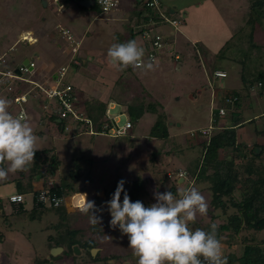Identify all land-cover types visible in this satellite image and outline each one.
<instances>
[{
	"label": "rangeland",
	"instance_id": "1",
	"mask_svg": "<svg viewBox=\"0 0 264 264\" xmlns=\"http://www.w3.org/2000/svg\"><path fill=\"white\" fill-rule=\"evenodd\" d=\"M44 1L0 0L1 56L10 60L12 66L20 65L25 59L35 62L37 70L34 71L33 80L43 85L57 75L61 68H65L66 80L77 90L79 106L83 108L86 101H109L110 116L120 118L116 115L124 113L120 118L122 125L130 119L127 117L128 106L143 103L145 106L157 105L156 111L145 114L126 138H92V135H82L72 139L68 133L61 134L56 127L48 123L47 126L44 124L39 130L36 129L34 120L39 121L41 113L45 111L39 107H43L42 102L32 101V106H37L34 107L35 111L40 113L32 115L33 121L30 122L34 133L40 137L38 148L53 149L61 161L56 178L49 176V187L61 182L63 178L70 181L69 173L81 165V178L76 187L86 193L68 198L67 211L74 213L72 215L78 220L82 218L77 226L84 230L86 238L100 243L98 253H101L102 258L111 255L127 257L128 260L125 259L121 264H137L138 259L129 248L128 237L122 235L119 229L113 230L110 227L111 216L105 204L101 206L105 207L103 222L98 226H107V229L101 235L95 233L88 216L79 212L78 205L85 197L89 201H95L96 197L104 199L106 190H111L121 178L134 181L140 177L144 180L148 192L145 201L148 206L156 202V190L163 193L169 191L173 185L194 186L204 195L208 203V213L206 216L198 215L189 227L194 230L206 228L213 223L217 226L227 223L222 210H216L217 217L209 212L212 192L208 190L207 183H199L191 176H186L185 181L180 182L178 171L194 170L203 154V141L219 133L221 129L218 127L234 123L233 111L227 109L229 106L223 103L222 98H218L212 105L206 102L209 101L211 92L215 94L217 91L220 96L225 93L241 95L239 117L244 118L243 121H256L238 129V142L248 146L261 143L264 146V90L257 84V76L264 72V25L254 29L253 25L248 23L253 0H180L181 4L178 2L177 5L168 0L171 14L174 9H180L179 6L189 5L184 19L183 37L186 38L187 31L192 39L189 47L197 48L200 57L190 54L184 44L178 51H182L184 57L175 52V55L180 56V61L173 59L172 62L177 65L192 63L198 72H202L200 76H196L197 84L200 77L201 87H211L206 96L208 100L206 99L200 109L189 102V93H186L194 88L193 83H190L192 87H185L183 83L172 84L171 77H159V71L162 74L164 72V76L169 74L166 69L172 64L170 58L167 65L164 63L163 69L156 66L154 71L147 72L131 67L118 71L109 65V47L114 43L127 42L132 31L138 28L137 16L141 0H122L118 11L105 15L96 4L86 8L80 2L68 3V9L59 11V6L45 7ZM63 27L68 28L80 42L78 52L73 48L75 46L65 39L62 34ZM178 35L172 38L178 40ZM136 41L142 47L146 43L140 36ZM175 46L172 44L168 49L171 52L177 51ZM74 54L77 58L81 57L83 65L79 71L72 67ZM207 54L211 55L209 61ZM164 56L166 55L162 57ZM161 61L162 58L159 62ZM213 70L224 71L228 77L215 78L211 74ZM189 79L187 77L188 81ZM251 83L255 85L250 89L248 87ZM222 106L226 108L227 116L222 118V124L219 122L217 125L213 117H217L215 114ZM16 108L19 109L17 106ZM11 109H14L13 106ZM161 117L165 119L170 138L153 141L150 138L151 130ZM209 128H212L211 134L203 135V130ZM257 129L261 130L262 139L258 137ZM256 152L259 153L260 149ZM153 154L158 155L155 162L152 159ZM261 162L259 160L258 165H261ZM21 173L10 174L0 187V200L2 199L4 207L9 209L4 215L0 212V264H40L45 260L50 264H94L90 263L85 255L81 257V254L76 260H51L53 249L48 246V238L56 235L52 226L59 223V216L55 212L44 214L41 221L33 220L31 215L27 214L11 215L9 198L17 193L16 184L12 180ZM166 174L169 180L163 187L161 181ZM43 187V184L35 183V189ZM27 195L26 200H31L32 195ZM251 233L254 232L242 231L239 236H235L232 232H224L221 236L224 255L232 253L240 257L244 250L243 238L249 237ZM254 235L258 241L264 240V231ZM232 236L235 237V243H227ZM62 254L63 252H60L55 257L58 258ZM113 263L110 260L109 264ZM97 264L106 262L101 260Z\"/></svg>",
	"mask_w": 264,
	"mask_h": 264
},
{
	"label": "trees",
	"instance_id": "2",
	"mask_svg": "<svg viewBox=\"0 0 264 264\" xmlns=\"http://www.w3.org/2000/svg\"><path fill=\"white\" fill-rule=\"evenodd\" d=\"M82 3V2H80ZM158 3V4H156ZM251 12L248 23L253 25L254 29L263 27L264 25V0H253L251 3ZM187 6V7H186ZM189 5H184L183 9H177L176 12L183 14L181 19L177 14L170 13V4L168 0H141L140 7L138 10L137 25L138 28L132 31L130 40H136L138 36H141L142 32L146 29L143 26L148 27V31H151L159 27L161 21V15L170 19L171 21L178 20L182 23L179 26H173L169 24V30L174 32L173 35L180 33L181 28H184L185 14ZM179 18V19H178ZM158 23V24H157ZM141 27V29H139ZM253 34V33H252ZM175 37V36H173ZM129 41V40H128ZM170 41V40H167ZM254 48H260V46H253ZM174 57L171 56V59ZM78 64H73L72 67L77 71L82 67L81 57L77 58ZM81 66V67H80ZM130 68V67H129ZM217 70H213L211 73L215 78H227L216 75ZM244 75V74H243ZM57 76L55 75L54 78ZM244 77V76H243ZM257 84L262 86L264 90V72L259 73L257 76ZM255 84L251 83L248 88H253ZM73 86V85H72ZM28 89L29 86H26ZM73 97L78 103V109H83L86 117L90 123L86 121H69L68 119H62L57 111L49 113L48 111L42 112L39 121H35L37 125L36 129H40L44 124H51L56 127L61 134L68 133L66 131L67 126H71L72 129L68 133V136L72 139L82 135H89L90 127L95 128L98 131L103 130L106 124H109V128L113 125L112 121L107 119L108 102H101L93 100V102H85L84 107L79 106V100L76 93V88L73 86ZM223 103L228 105L227 109L232 112V120L234 123L227 124L226 127H218L221 131L215 134L212 138L203 141L202 157L198 160L196 167L187 170L189 175L195 181L199 183H207L208 190L212 192L211 197V208L209 212L214 216L217 209L222 210L223 215L226 217L227 223L222 226H218L217 235L221 240V236L224 232H232L235 236H239L242 231H250L254 233H260L264 231V146L260 145L248 146L238 142V129L251 124L256 121H243L244 118L239 117L240 113V101L241 95L238 93H226L222 97ZM14 109L10 111L16 115L19 110L13 105ZM43 110V107H41ZM157 108L156 104H139L138 106H128L127 113L131 119V123L134 125L138 123L147 113L155 112ZM226 115L221 116L220 112L216 113L217 117H213L214 123L219 124V120L222 117L227 116V110L222 106ZM32 112L35 113V108H31ZM219 110V111H220ZM235 110V111H234ZM30 112V110H29ZM31 116V115H30ZM162 118V119H161ZM157 120L153 129L151 130L150 138L155 140H168L170 138V132L165 119L161 117ZM33 121L31 117L30 122ZM90 125V126H89ZM37 130V131H38ZM261 130L257 129L256 133L258 137L262 139ZM259 132V133H258ZM264 132V131H263ZM262 132V133H263ZM37 133V132H36ZM41 135V132L39 133ZM95 136H92L94 138ZM260 149L257 153L256 150ZM226 155V156H225ZM158 157L157 154H153V161L155 162ZM223 157V158H222ZM262 161L261 165L258 162ZM61 166V161L57 158L53 149L39 150L36 153L35 160L32 163L30 169L27 172H22L18 177L12 181L16 184L17 195L26 196L27 194L32 195V209L26 210L27 203L24 201L20 204H11L12 213L11 215H31V219L41 221L44 214L49 212H55L59 216V223L52 226L55 230L56 235L48 238V246L50 249L62 248L63 254L56 258L51 256V260H76L78 255L86 259L90 263L97 264L101 260L109 264L112 260L113 264H121L127 257H119L116 255L105 256L102 258L101 253H98L96 257L92 256V250L99 249L100 243L92 238L88 239L84 236V230L79 226L81 222L80 218H76L74 213H68L66 200L75 195L86 193L85 190H80L76 187V183L79 182L81 175V165L76 166L72 170L68 177L69 179L63 178L61 182L55 183L52 187H49V176L56 178L57 172ZM88 174V179H90ZM126 181L124 187L133 202L139 200L148 207L145 197L148 195L147 187L144 180L138 177L134 181ZM119 179L118 181H120ZM169 176L166 174L162 178V186L165 187ZM118 181L114 184L111 190H106L104 199L99 197L95 198V204L97 207H101L106 201H109L114 193ZM35 183L43 184L42 189H35ZM176 185H173L169 191L176 192ZM49 189L51 196L54 200H61L59 207H47L41 200L42 190ZM123 200V194L121 195V202ZM2 202L0 201V212L4 215L2 210ZM79 216V214H78ZM85 217V216H84ZM78 225V226H77ZM95 233L104 234L107 229L105 227H99L96 225ZM205 231L210 230V226L201 228ZM251 233L249 237L243 238L244 250L240 257L236 254L229 253L227 256V264H264V240L258 241L256 235ZM222 242V241H221ZM227 243H235V237L232 236ZM80 257V258H81ZM40 264H50L48 260L40 262Z\"/></svg>",
	"mask_w": 264,
	"mask_h": 264
},
{
	"label": "clouds",
	"instance_id": "3",
	"mask_svg": "<svg viewBox=\"0 0 264 264\" xmlns=\"http://www.w3.org/2000/svg\"><path fill=\"white\" fill-rule=\"evenodd\" d=\"M99 2L105 6L106 10L110 6L109 0H99ZM77 44H73L75 47L72 45L74 49H77L76 52L80 48V42L77 41ZM146 45L151 46L148 41ZM167 47L168 41L167 46L157 53L155 61L151 59L145 61V49L136 40L114 43L107 51L108 63L118 71L129 67L145 72L154 71V64L161 60ZM75 54L72 55V64L77 65L78 60ZM172 59L178 62L180 56L174 54ZM25 61L23 60L21 64L24 65ZM20 65L12 66L10 63L12 67ZM34 100L39 99L30 100L29 110ZM11 107V100L0 97V181L6 180L10 174L27 172L35 160L37 151L40 150L38 148L40 137L34 133L29 119L30 112L29 116L23 110L14 115L10 111ZM123 114L116 116L121 118ZM5 164L6 167L3 166ZM178 172L179 179L190 176L187 170ZM125 183L123 179L118 181L111 199L105 202V207L111 216L110 227L113 230L119 229L122 235L128 237L129 248L138 258L137 264H202V259L207 264H227L223 244L217 235L218 226L215 223L210 226L209 231L201 228L193 230L189 227L198 215L206 216L208 213V203L196 187L191 185L184 187L178 184L175 194L173 191L161 193L156 190L154 192L156 202L146 207L142 201L131 200L125 190ZM105 207L98 208L95 201H89L85 197L80 200L78 210L81 214L88 216L89 223L95 227L102 224Z\"/></svg>",
	"mask_w": 264,
	"mask_h": 264
},
{
	"label": "built area",
	"instance_id": "4",
	"mask_svg": "<svg viewBox=\"0 0 264 264\" xmlns=\"http://www.w3.org/2000/svg\"><path fill=\"white\" fill-rule=\"evenodd\" d=\"M49 7L59 6L58 10L62 11L67 9L68 3L74 2H86L89 1L93 4H96L103 15L109 14L110 12L118 11L121 7L122 0H109V7L107 10L105 6L99 2V0H46ZM158 4V3H156ZM169 24L173 26H179V21H171L165 16L161 15V21L159 22V27L148 31L146 28L142 34V40L148 41V44L151 45V49L147 47L146 43L144 45L145 57L144 60H153L155 61L157 53L162 51L167 46L168 33L169 29L167 26ZM158 24V23H157ZM62 34L65 35V39L72 44H77V40L73 36V33L66 27H63ZM79 46V44H77ZM77 46V47H78ZM177 58H179L177 56ZM35 62H29V65L25 66L21 64L17 67L10 66V62L5 59V57L0 55V97L7 98L12 101V104L17 106L20 111H24L29 116L28 106L30 100L33 98L39 99L43 104L44 111L52 113L57 111L62 119H68L69 121H86L87 124L90 123L89 119L86 117L83 109H78V103L73 97L72 93L74 91L73 86L66 80V69L62 68L57 72V77H51L48 79L46 85L37 83L31 77L34 75V71L37 70ZM16 69L22 73V76L17 75ZM216 75L220 77H225L226 74L222 72H217ZM28 86H34L35 88H26ZM221 115H225L226 112L224 109L220 110ZM107 119L112 121V127L109 128V124H106L103 127V130L98 131L95 128L90 127L89 135L92 136H108L112 138H126L129 135V131L132 129L133 125L131 121H126L124 125H121L120 118L110 116V113L107 112ZM90 126V125H89ZM72 127L67 126L66 131L69 133ZM212 128L208 130H203V134L209 136L211 134ZM186 175V173H185ZM52 187V186H50ZM40 200L46 204L47 207H59L61 205V200H54L51 196L49 189L42 190ZM10 203L20 204L25 201L24 196L22 195H12L9 198ZM202 264H207L206 261H203Z\"/></svg>",
	"mask_w": 264,
	"mask_h": 264
},
{
	"label": "crops",
	"instance_id": "5",
	"mask_svg": "<svg viewBox=\"0 0 264 264\" xmlns=\"http://www.w3.org/2000/svg\"><path fill=\"white\" fill-rule=\"evenodd\" d=\"M172 1V4H178V2H179V4H181V2H180V0H177V1H174V0H171ZM180 8H182L183 7V5L182 6H179ZM67 9H68V7H67ZM183 9V8H182ZM176 10L177 9H174V11H172V13L174 14V15H178L181 19L183 18V12H181V14L180 13H177L176 12ZM178 11V10H177ZM186 33L185 34H187L185 37V39H184V37H183V27L181 28V30H180V33H179V35H178V40H174L173 38H172V36H175V37H177V35H173V33L174 32H171L170 30H169V33H168V40H170V41H168V47L165 49V51H164V53H163V55H166V56H164V57H162V61L161 62H157L156 64H154L155 65V67L156 66H159V68L160 69H163L164 68V66H165V64L164 63H166V65H167V63H168V60H169V58H170V61H171V63L173 64H171L170 66H168V68L166 69V71L169 73L167 76H164V72H163V74L162 73H160V71H159V69H158V71H159V77H171V83L173 84V83H176V84H178V83H183L184 84V86L186 87V86H189V87H192V85L190 84V83H193L195 86H194V88H192L191 89V91H186V93H189L188 95V100H189V102H191L193 105H194V107H197L198 109H200V108H202L204 105H203V103L206 101V99L208 100V97L206 98V96L208 95V93L210 92V88L211 87H209V88H207V87H201L200 86V84H201V78L199 77V79H200V81H199V83L197 84V82H198V79L196 78V76H200V73H202V72H198L199 70L196 68V66L195 65H193L191 62V64L190 65H188V63H186V65L184 64V63H180L179 65H177L176 63L174 64L172 61H173V59H171V55H172V53L174 54L175 52L176 53H180L181 55H182V58L184 57L183 56V52L181 51V52H178L181 48H183V46H184V44L187 46V48L189 49V53L190 54H193L195 57H197V58H199L200 57V55H199V53H198V51H197V48H195L194 47V49L193 48H191V47H189L190 46V43L192 42V39L189 37V35H188V32L187 31H185ZM172 44H175L176 46H175V49L177 50V51H175V50H173L172 52L168 49L170 46H172ZM176 47H178V48H176ZM170 51V52H169ZM167 57H168V59H167ZM197 58H195L196 60H197ZM211 59V55H209V54H207V61H209ZM25 60H27V59H25ZM24 60V61H25ZM182 62V61H181ZM184 64V65H183ZM139 70H141V69H139ZM209 71V70H208ZM166 72V73H167ZM205 71H203V73H204ZM222 72H224V71H222ZM149 73V72H148ZM225 73V72H224ZM205 75H207L206 74V72H205ZM187 77L188 78H190L189 79V81L187 80ZM163 81H164V78H163ZM185 89V88H184ZM217 91L215 92V94H214V92H211V96H210V98H209V101H206V102H209L211 105L213 104V102L214 101H216L218 98H220V97H222L223 95H221L220 96V94L219 95H217ZM226 94V93H225ZM34 101H36V100H34ZM33 101V102H34ZM33 104V103H32ZM34 107H37V106H32L31 105V107H30V117H32V115H34V114H40L38 111H36L35 113H33L32 112V110H31V108H34ZM40 107V106H39ZM41 108V107H40ZM42 114V113H41ZM223 118V117H222ZM222 118H220V120H219V122H221V124H222V122H223V119ZM36 121V120H35ZM221 126V125H220ZM240 130V129H239ZM239 130H238V132H239ZM200 138V137H199ZM194 140H196V139H194ZM198 141V140H197ZM198 142H200V141H198ZM200 144V143H199ZM202 146V145H201ZM4 181L5 180H3V181H0V187L4 184ZM183 181H185L184 179H180V182H183ZM28 195H26V196H24V198H25V201H26V203H27V206H25L26 207V210H28V211H30L31 209H32V207H33V205H32V196H31V200H29V201H27L26 200V197H27ZM2 198V197H1ZM1 202H3L2 201V199L0 200ZM3 205V204H2ZM30 207H31V209H30ZM10 209H11V212H12V205L10 204ZM2 210H3V212L6 214V210H9V209H7V208H5L4 207V205H3V207H2Z\"/></svg>",
	"mask_w": 264,
	"mask_h": 264
},
{
	"label": "water",
	"instance_id": "6",
	"mask_svg": "<svg viewBox=\"0 0 264 264\" xmlns=\"http://www.w3.org/2000/svg\"><path fill=\"white\" fill-rule=\"evenodd\" d=\"M43 4H44L45 7L48 6V2H47L46 0L44 1ZM92 4H93V3L89 2V1H86V2H82V3H81V5L84 6V7H86V8L90 7ZM28 64H29V60H26V61L24 62V65H28ZM16 73H17L19 76L22 75L21 72H20L19 70H16ZM60 252H63V249H62V248H56V249H53V256H54V257L57 256ZM98 252H99L98 249H94V250H92V256H93V257H96V254H97Z\"/></svg>",
	"mask_w": 264,
	"mask_h": 264
}]
</instances>
